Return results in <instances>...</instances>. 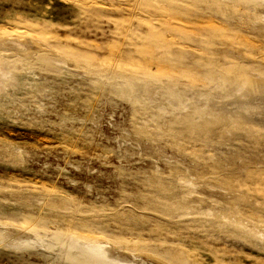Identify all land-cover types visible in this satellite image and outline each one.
I'll return each mask as SVG.
<instances>
[{"label": "rangeland", "instance_id": "374dc122", "mask_svg": "<svg viewBox=\"0 0 264 264\" xmlns=\"http://www.w3.org/2000/svg\"><path fill=\"white\" fill-rule=\"evenodd\" d=\"M0 264H264V0H0Z\"/></svg>", "mask_w": 264, "mask_h": 264}]
</instances>
